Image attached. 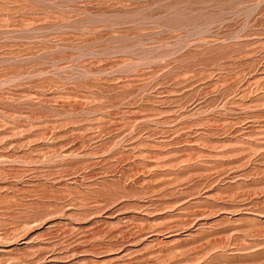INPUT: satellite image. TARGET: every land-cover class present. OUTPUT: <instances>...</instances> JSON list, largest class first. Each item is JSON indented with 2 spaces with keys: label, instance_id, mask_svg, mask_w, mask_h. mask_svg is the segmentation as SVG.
Masks as SVG:
<instances>
[{
  "label": "rangeland",
  "instance_id": "374dc122",
  "mask_svg": "<svg viewBox=\"0 0 264 264\" xmlns=\"http://www.w3.org/2000/svg\"><path fill=\"white\" fill-rule=\"evenodd\" d=\"M0 264H264V0H0Z\"/></svg>",
  "mask_w": 264,
  "mask_h": 264
}]
</instances>
